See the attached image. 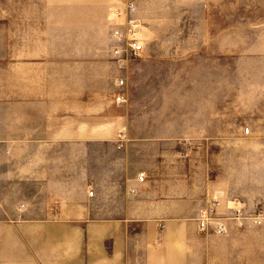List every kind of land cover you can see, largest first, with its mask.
Masks as SVG:
<instances>
[{"label": "rangeland", "instance_id": "1", "mask_svg": "<svg viewBox=\"0 0 264 264\" xmlns=\"http://www.w3.org/2000/svg\"><path fill=\"white\" fill-rule=\"evenodd\" d=\"M140 8L128 26L118 0H0V264H264V0ZM186 98L193 113L175 114ZM207 101L219 111L202 115ZM7 146H27L43 185L25 181ZM73 148L81 182L114 162L130 209L140 208L134 180L163 174L176 154L182 216L136 223L101 216L97 201L84 217L89 202L61 197L58 216L44 169L56 180ZM108 221L119 226L105 239Z\"/></svg>", "mask_w": 264, "mask_h": 264}, {"label": "crops", "instance_id": "2", "mask_svg": "<svg viewBox=\"0 0 264 264\" xmlns=\"http://www.w3.org/2000/svg\"><path fill=\"white\" fill-rule=\"evenodd\" d=\"M192 106V102L188 101L187 98L183 101V103H175V114H184L185 116L191 115V113H193ZM214 108H216L217 112L219 111L218 104H214L210 101H207L203 104L201 103L200 113L202 115L205 114V112L212 113ZM144 118L145 115L143 114L142 119ZM185 120H187V118H185ZM208 120L215 121V119L210 120L209 118ZM153 133L158 132L153 131ZM144 147L145 146H143L142 149H145ZM46 149L47 148L44 147L45 166H47L49 163ZM7 152L9 154L16 153V163L18 165V170L30 176L29 178H25V181L37 183V180H40V178L33 176L34 161L30 152L28 155L27 146H7L5 147V153ZM72 152L73 156L71 161H63L59 159L56 161V165L58 166L57 175L55 178L56 180H52L53 178H48L49 174L47 170L44 169V193H56L58 195V205L56 206L58 216L64 215L62 213L64 212V208H61L60 206V201L62 199H64V201L66 200L72 202H78L81 200L85 203L89 202V204L85 205L81 211L82 216L84 217L93 216L92 213L95 209L92 208L91 203L97 201L102 202L104 204L102 208L107 211V213H104L101 216L108 218L134 219L136 223H141L143 219H166L182 216L177 209L176 154L174 155L173 160L169 157L168 160L164 162L163 167L167 168L168 170L163 174L161 172L151 173L150 175L154 176V178H150V180L147 182L146 178L143 182L139 181V178L134 180V188H136L139 192L136 201L140 208L130 209L128 199V182L122 181V175L120 174L119 169L116 170V168H114V162H110L108 165L101 163L95 164V166L91 167V170L104 169L109 171L106 172L103 178H100L99 180L93 179V181L87 180L81 182L77 178L81 165L80 160L76 159L79 153H76L75 148L72 149ZM227 152L228 154L232 155L231 159L235 161L237 155L235 150L229 149ZM153 157H156V153L153 154ZM228 159H230V157H228ZM115 166H118V164L116 163ZM113 169L116 170L115 173L118 172L116 174L119 176V178L112 177L115 174ZM36 175L42 177L41 173H36ZM38 184L43 185V183L40 182H38ZM140 191H144V194H147L141 195ZM69 196L72 197L69 198ZM118 203L124 205L122 210H118L116 208L113 209L114 205H118ZM78 210L79 209L75 205H72V207L67 206V216H74L76 213H78ZM139 218H142V220L140 221ZM117 225L115 222H106L104 225V233L100 234L99 236L104 237L105 239L115 237L117 235L116 228L119 226ZM65 228L66 225L62 224V229L64 230ZM138 248L140 247H132L131 245L128 248L125 247L126 250Z\"/></svg>", "mask_w": 264, "mask_h": 264}, {"label": "built area", "instance_id": "3", "mask_svg": "<svg viewBox=\"0 0 264 264\" xmlns=\"http://www.w3.org/2000/svg\"><path fill=\"white\" fill-rule=\"evenodd\" d=\"M118 3L121 5V7L123 9H125V13H126V24L129 25H133L135 23H137L138 19V15L140 12V4L142 3V0H118ZM124 32H122L120 29L114 31L113 33V38L114 41H116L117 43H121L122 40H124L125 38ZM124 38V39H123ZM128 40L130 41V46L131 48L134 50V52H140L142 50V46L140 45V43L138 41H136L135 38H128ZM120 84H123V82L121 81ZM116 102L118 104L124 103V97L119 95L116 99ZM250 129L246 128V134H249ZM145 179V176L143 174L140 175L139 177V181L143 182ZM204 222L202 223V225L204 226Z\"/></svg>", "mask_w": 264, "mask_h": 264}]
</instances>
